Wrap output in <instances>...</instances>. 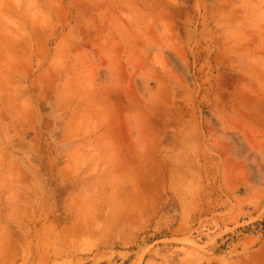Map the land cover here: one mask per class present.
<instances>
[{
	"label": "rangeland",
	"instance_id": "obj_1",
	"mask_svg": "<svg viewBox=\"0 0 264 264\" xmlns=\"http://www.w3.org/2000/svg\"><path fill=\"white\" fill-rule=\"evenodd\" d=\"M0 264H264V0H0Z\"/></svg>",
	"mask_w": 264,
	"mask_h": 264
}]
</instances>
